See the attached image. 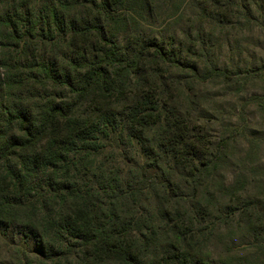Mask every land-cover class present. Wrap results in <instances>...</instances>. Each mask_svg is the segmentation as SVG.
I'll list each match as a JSON object with an SVG mask.
<instances>
[{
  "label": "trees",
  "instance_id": "16d2710c",
  "mask_svg": "<svg viewBox=\"0 0 264 264\" xmlns=\"http://www.w3.org/2000/svg\"><path fill=\"white\" fill-rule=\"evenodd\" d=\"M166 4L0 0V239L22 248L1 264H212L197 197L225 145L204 154L170 90L242 71L208 60L204 27V70L151 35ZM257 250L238 264H264Z\"/></svg>",
  "mask_w": 264,
  "mask_h": 264
},
{
  "label": "rangeland",
  "instance_id": "374dc122",
  "mask_svg": "<svg viewBox=\"0 0 264 264\" xmlns=\"http://www.w3.org/2000/svg\"><path fill=\"white\" fill-rule=\"evenodd\" d=\"M154 12L147 30L182 58L197 62L200 70L212 63L242 71L205 83L182 78L178 84L175 79L170 90L177 103L172 115L185 119V132L201 151L210 156L220 143L225 145L219 169L198 191V204L208 208L201 224L207 233L201 247L212 264H238L251 259L264 240V0H167L164 9ZM162 13V18H169L159 26L155 20ZM200 27L206 31L204 45L210 49L211 63L199 57ZM125 150L127 160H139L135 148ZM181 172L175 175H181L187 190ZM233 184L239 188L235 193L227 189ZM1 238L0 264L16 263L21 236L9 231Z\"/></svg>",
  "mask_w": 264,
  "mask_h": 264
}]
</instances>
